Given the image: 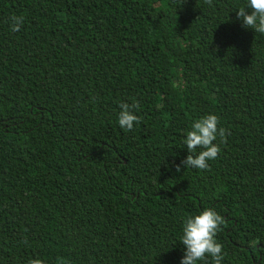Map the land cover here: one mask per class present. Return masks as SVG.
<instances>
[{"label": "trees", "instance_id": "trees-1", "mask_svg": "<svg viewBox=\"0 0 264 264\" xmlns=\"http://www.w3.org/2000/svg\"><path fill=\"white\" fill-rule=\"evenodd\" d=\"M244 4L0 0V264H180L204 208L222 264H264V35ZM121 102H139L131 131ZM210 113L226 142L185 168Z\"/></svg>", "mask_w": 264, "mask_h": 264}, {"label": "clouds", "instance_id": "clouds-1", "mask_svg": "<svg viewBox=\"0 0 264 264\" xmlns=\"http://www.w3.org/2000/svg\"><path fill=\"white\" fill-rule=\"evenodd\" d=\"M212 6V0H204ZM246 9H250L246 11ZM236 17L242 21V27L253 29L264 35V0H245V4L236 9ZM24 18L13 15L10 17V28L13 32L20 31ZM139 108V102L119 104L118 125L125 131H131L134 123L140 122L133 110ZM219 118L215 114H207L196 119L183 141L187 148V156L181 161L185 168L207 170L209 161L218 157L221 149L214 141L219 136L221 143L226 142L228 130L218 127ZM199 149V151H197ZM177 171L180 165L176 166ZM224 217L213 208H204L198 214L187 218L182 227L180 242L184 246V255L180 264H198L211 257L212 264H222L223 246L217 242L216 235L222 230ZM29 264H42L39 259L30 260Z\"/></svg>", "mask_w": 264, "mask_h": 264}]
</instances>
